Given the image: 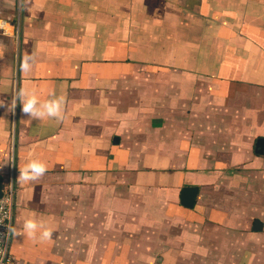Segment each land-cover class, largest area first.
Masks as SVG:
<instances>
[{
	"label": "crops",
	"instance_id": "obj_1",
	"mask_svg": "<svg viewBox=\"0 0 264 264\" xmlns=\"http://www.w3.org/2000/svg\"><path fill=\"white\" fill-rule=\"evenodd\" d=\"M0 18V175L14 227L55 228L13 236L20 264H264V0H0ZM21 87L64 119L9 111ZM30 152L47 172L19 183Z\"/></svg>",
	"mask_w": 264,
	"mask_h": 264
},
{
	"label": "clouds",
	"instance_id": "obj_2",
	"mask_svg": "<svg viewBox=\"0 0 264 264\" xmlns=\"http://www.w3.org/2000/svg\"><path fill=\"white\" fill-rule=\"evenodd\" d=\"M32 61L33 57L26 56L21 62L20 70L22 72H30L32 69ZM73 86H76L75 82ZM18 101L22 106V112L29 117L28 121L46 120L49 118L62 121L64 119L65 98L63 96L40 101L35 90L21 87L11 99V102L8 105V110L14 111ZM84 103L86 104L88 102L85 101ZM0 106H4L3 100H0ZM77 107L79 108L81 105H78ZM48 150H54L53 146L49 145ZM46 172V163L30 152L25 160L24 166L19 168L18 182L23 184L34 183L40 180ZM53 224L54 221L52 220L30 216L20 221L19 228L9 227L8 231L13 236H23L26 234L28 238L35 242H44L53 238L55 232Z\"/></svg>",
	"mask_w": 264,
	"mask_h": 264
},
{
	"label": "built area",
	"instance_id": "obj_3",
	"mask_svg": "<svg viewBox=\"0 0 264 264\" xmlns=\"http://www.w3.org/2000/svg\"><path fill=\"white\" fill-rule=\"evenodd\" d=\"M7 21L0 18V31L6 30ZM16 183L11 173L3 180L0 197V264H20L11 251L13 235L8 231L14 227Z\"/></svg>",
	"mask_w": 264,
	"mask_h": 264
},
{
	"label": "water",
	"instance_id": "obj_4",
	"mask_svg": "<svg viewBox=\"0 0 264 264\" xmlns=\"http://www.w3.org/2000/svg\"><path fill=\"white\" fill-rule=\"evenodd\" d=\"M257 151L259 153H263L264 142H259ZM2 185H3V177L0 175V197L2 195ZM197 193H198V189L196 187H188L183 189L182 197H181L182 204L185 205L186 207H193ZM254 228L260 229L261 223H259V221H256Z\"/></svg>",
	"mask_w": 264,
	"mask_h": 264
}]
</instances>
